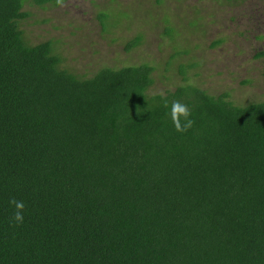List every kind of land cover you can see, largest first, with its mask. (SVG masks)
Segmentation results:
<instances>
[{
	"label": "trees",
	"instance_id": "trees-1",
	"mask_svg": "<svg viewBox=\"0 0 264 264\" xmlns=\"http://www.w3.org/2000/svg\"><path fill=\"white\" fill-rule=\"evenodd\" d=\"M30 1L63 0H0V264H264V100L190 83L197 63L152 93L181 50L78 74L57 40H27Z\"/></svg>",
	"mask_w": 264,
	"mask_h": 264
},
{
	"label": "rangeland",
	"instance_id": "rangeland-1",
	"mask_svg": "<svg viewBox=\"0 0 264 264\" xmlns=\"http://www.w3.org/2000/svg\"><path fill=\"white\" fill-rule=\"evenodd\" d=\"M30 5L33 15L22 23L27 40H57L64 66L78 74L147 61L165 64L181 50L170 70L158 66L152 93L183 83L177 65L197 63L188 70L190 83L214 93L229 90L238 102L264 100V57H256L264 50V0H63ZM101 12H106L109 32H104ZM166 26L173 27L172 36L165 33ZM140 34L143 43L127 51V43ZM247 79L251 82L244 84Z\"/></svg>",
	"mask_w": 264,
	"mask_h": 264
},
{
	"label": "clouds",
	"instance_id": "clouds-1",
	"mask_svg": "<svg viewBox=\"0 0 264 264\" xmlns=\"http://www.w3.org/2000/svg\"><path fill=\"white\" fill-rule=\"evenodd\" d=\"M165 106L167 107L166 102ZM169 115L177 131H185L190 128L193 123L190 119L191 112L189 108L179 101H174L171 104ZM181 118H183L184 121L183 126H181ZM10 203L15 206V211L10 218V223L22 224L24 221V203L15 199L11 200Z\"/></svg>",
	"mask_w": 264,
	"mask_h": 264
}]
</instances>
